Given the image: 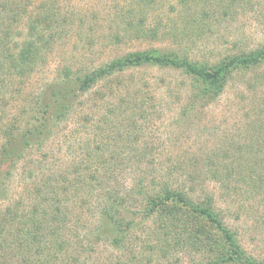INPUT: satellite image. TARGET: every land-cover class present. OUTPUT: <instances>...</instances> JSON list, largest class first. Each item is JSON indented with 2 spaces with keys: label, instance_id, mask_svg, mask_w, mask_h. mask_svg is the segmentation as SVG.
Segmentation results:
<instances>
[{
  "label": "trees",
  "instance_id": "16d2710c",
  "mask_svg": "<svg viewBox=\"0 0 264 264\" xmlns=\"http://www.w3.org/2000/svg\"><path fill=\"white\" fill-rule=\"evenodd\" d=\"M30 1L0 0V264H174L180 254H203L207 237L199 233V221L221 237L224 254L210 264H264L248 255L236 232L223 223L211 193L191 213L163 208L166 203L185 205L189 193L205 181L218 187V198L222 200L264 205V125L257 136L245 132L243 142L237 146L208 149L198 158L192 155L187 167L180 157L166 167H156L149 149L132 147L139 141L134 118L149 120L154 108L149 101L155 97H148L141 85L124 86L115 81L112 86V77L127 69L146 66L176 71L186 81L187 98L181 105L184 115L214 104L234 74H252L264 63V46L227 55L213 65L151 50L125 54L89 70L62 66L52 84L28 99L21 94V87L68 28L64 27V19L55 18L56 13L46 16L47 11H42V20L36 18L24 25L28 40H12L20 35H11L17 28L16 16ZM222 1L218 3L223 4L222 12L218 13L224 17L234 6L248 2ZM89 36L82 37L87 44L92 42ZM114 40L119 38L114 36ZM100 83L112 86L106 95L99 96L100 101L116 99L118 106L124 105L129 111V125L122 132L119 127L108 128L112 125L109 116L121 117L120 110L114 113L107 109L98 115L99 125L94 126L89 124V115H80L82 97ZM249 87L248 82L246 90ZM8 88L16 99L22 95L20 101L31 102L30 108L18 109L19 116L9 117L5 111ZM69 122L81 124L87 131L91 127L93 144L86 141L87 146L80 149L81 158L69 162L62 176L28 172V181L21 178L22 194L11 199L9 186L18 179L21 162L29 151L41 150L55 129ZM258 137L262 142L256 140ZM125 170L140 175L127 194L117 182L118 172ZM96 190L99 198H94ZM136 197L144 202L138 223L131 217ZM143 228L142 238L136 232L142 229L143 233ZM107 247L118 255L92 262L96 252Z\"/></svg>",
  "mask_w": 264,
  "mask_h": 264
},
{
  "label": "rangeland",
  "instance_id": "374dc122",
  "mask_svg": "<svg viewBox=\"0 0 264 264\" xmlns=\"http://www.w3.org/2000/svg\"><path fill=\"white\" fill-rule=\"evenodd\" d=\"M221 2L223 1L31 0L16 16L17 28L13 29L11 35H17L18 32L20 35L12 37V40H28L24 25L36 18L42 20V11H47L46 16L56 13L55 18L64 19V27L68 28L47 54L44 63L28 76L26 84L21 87V94L31 99L45 85L53 83L57 70L62 66H71L73 69L80 66L82 70H89L125 54L151 50H159L170 57L187 56L213 65L227 55L249 52L264 46V0H248L242 6L236 5L230 15L225 17L218 13L222 12L223 4H218ZM0 17H3V12H0ZM125 23L128 24L127 27ZM84 35L91 36V44L82 39ZM90 36L88 39H91ZM114 36L119 41H115ZM112 78V86L115 81L123 82L124 86L141 85L147 89L148 97H155L149 101L154 106L151 109L152 117L144 122L134 118L138 126L135 131L139 141L132 147L137 150L145 147L149 149L156 167L159 164L166 167L178 157L183 158L180 162L186 166L192 155L198 158L208 149L230 144L237 146L243 142L245 132L246 135L253 132L257 136L264 125V63L255 67L252 74H234L214 104L202 109L196 108L184 115L181 105L187 98L186 81L178 72L143 66L127 69ZM248 82L250 90H246ZM112 86L100 83L83 96L84 105L79 112L83 113L80 115H89V124L94 126L99 125L96 122L98 115L107 109L114 113L120 110L123 112L121 117L109 116L112 125L108 128L119 127L122 132V128L129 125L126 106H118L116 99L107 98L106 102L98 99L99 96L106 95ZM9 91L10 88L5 92V111L9 117L19 116V108H30L31 102L20 101L22 95H17L16 99ZM90 129L93 132L91 127ZM91 131L72 122L56 128L53 137L45 142L41 150L31 149L21 162L18 179H14V183L9 186V197L17 199L22 194L24 182L21 178L25 177L24 181H28V172L31 170L34 174L40 171L44 175L60 173L62 176L66 165L80 157V149L87 146L86 141H92L93 144ZM256 140L262 142L261 137ZM117 143L119 147H123L121 142ZM24 162L26 165L22 164ZM118 173V186L120 189L124 188V193H128L140 178L139 173L129 170ZM210 193L217 201V210L223 223L236 232L244 251L264 262V205L261 203L244 200L238 202L235 199L232 202L228 198L222 200L221 197L218 198V187L211 181H205L189 193L185 205L166 203L163 208L191 213L196 207H200L204 197ZM93 194L94 198H99L97 190ZM140 200L136 197L132 201L134 206L131 217L135 223L142 219L141 206L144 202L141 203ZM197 226L199 233L207 237H204L206 242L203 254H180L174 264H210L219 254H224L219 233L200 224V221ZM144 230L143 228L142 233V229H139L137 235L144 236ZM115 254L118 255L109 247L99 249L92 262L107 261L114 258Z\"/></svg>",
  "mask_w": 264,
  "mask_h": 264
}]
</instances>
